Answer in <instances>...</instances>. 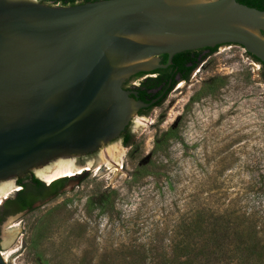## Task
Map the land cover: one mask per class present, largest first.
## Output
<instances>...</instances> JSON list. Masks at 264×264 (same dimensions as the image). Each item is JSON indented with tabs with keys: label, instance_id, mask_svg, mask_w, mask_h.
I'll use <instances>...</instances> for the list:
<instances>
[{
	"label": "rangeland",
	"instance_id": "rangeland-1",
	"mask_svg": "<svg viewBox=\"0 0 264 264\" xmlns=\"http://www.w3.org/2000/svg\"><path fill=\"white\" fill-rule=\"evenodd\" d=\"M258 65L239 46L218 47L135 120L131 146H106L117 166L101 161L27 212H0L6 264H226L202 239L220 215L237 232L224 243L250 240V264H264Z\"/></svg>",
	"mask_w": 264,
	"mask_h": 264
},
{
	"label": "water",
	"instance_id": "water-1",
	"mask_svg": "<svg viewBox=\"0 0 264 264\" xmlns=\"http://www.w3.org/2000/svg\"><path fill=\"white\" fill-rule=\"evenodd\" d=\"M229 45L264 64V11L237 0H0V189L27 175L47 183L39 173L61 164H71V178L101 161L117 166L106 146L176 83L174 56ZM170 64L151 102L124 88Z\"/></svg>",
	"mask_w": 264,
	"mask_h": 264
},
{
	"label": "flooded vegetation",
	"instance_id": "flooded-vegetation-1",
	"mask_svg": "<svg viewBox=\"0 0 264 264\" xmlns=\"http://www.w3.org/2000/svg\"><path fill=\"white\" fill-rule=\"evenodd\" d=\"M99 1V0H98ZM42 4L48 6H71L76 4H82L87 2L86 0H40ZM219 46H215L213 48H201L195 50H188L182 53H179V59L184 61V68L179 70V66H176V84H178L177 80L184 78V75L187 71L199 61L202 57H205L207 54L211 52H215ZM177 55V54H176ZM167 55L159 56V64L165 63ZM176 59V58H175ZM176 62V60L174 61ZM197 68V67H196ZM195 68V69H196ZM173 66L170 64L166 67L158 68L151 73H138L135 76L131 77L124 85L126 90L135 91L137 93V100H140L144 103H149L156 98L158 93L166 86L167 79ZM190 72V76L195 71ZM261 69V68H260ZM261 78V77H260ZM183 81V80H182ZM262 81V79H261ZM264 83V81H262ZM175 84V85H176ZM165 91L159 98H157L151 105H149L139 116H145L151 108L161 101L164 97ZM127 136L133 138L130 128L123 135L121 140L122 144L123 140L126 139ZM34 176L27 175L23 178H17L14 180V184L10 187L6 193H2L0 197V212L6 213L9 216H15L17 214H21L30 210L32 207L37 205L39 202L43 201L48 193H53L55 191L54 188H49L47 191L43 193H39L35 189H31V178ZM44 178V177H43ZM45 179V178H44ZM47 183H43L45 186H50V181L45 180ZM47 184V185H46ZM0 221L4 219L1 217Z\"/></svg>",
	"mask_w": 264,
	"mask_h": 264
},
{
	"label": "trees",
	"instance_id": "trees-1",
	"mask_svg": "<svg viewBox=\"0 0 264 264\" xmlns=\"http://www.w3.org/2000/svg\"><path fill=\"white\" fill-rule=\"evenodd\" d=\"M87 2H94L98 0H86ZM237 2L246 5L248 7L256 8L260 11H264V0H237ZM86 3V2H85ZM213 52L207 54L205 57H202L199 61L194 63V65L187 71V73L184 75V78H182L183 81H188L190 78V72L193 71L201 61H203L208 55L212 54ZM180 54H177L174 56V61L176 60L175 64L176 66H179V70L184 68V61L182 59H179ZM250 56V55H248ZM255 62L259 61L255 59L253 56H250ZM176 58V59H175ZM261 69H260V77L262 81H264V64L260 63ZM176 84V83H175ZM173 84L165 93L164 97L161 99L160 102L155 104L152 108L160 105L166 95L173 89L175 86ZM151 108V109H152ZM124 146H131L133 143L132 137L127 136L125 140H123ZM75 178H82V176H77ZM75 178L66 177L60 180H57L56 182H53L50 184L49 187L45 186L41 181L36 179L35 177L31 178V189L37 190L39 193H43L47 191L49 188H54L55 192L58 191L60 188L64 186V184L67 181L73 180ZM229 216H213L212 220L209 221L208 229L205 232V236H203V244L206 249V255L210 259V261H214L215 263H218V261L225 260L226 264H232L236 260L240 261L242 264H250L251 263V255L249 254L250 249V240L245 242L243 245L236 246L233 245V242H227L224 243L226 239H229V237L233 234L236 235L237 232L233 233L231 232L232 222L231 219L228 218ZM227 241V240H226ZM221 263V262H220Z\"/></svg>",
	"mask_w": 264,
	"mask_h": 264
},
{
	"label": "bare ground",
	"instance_id": "bare-ground-1",
	"mask_svg": "<svg viewBox=\"0 0 264 264\" xmlns=\"http://www.w3.org/2000/svg\"><path fill=\"white\" fill-rule=\"evenodd\" d=\"M79 172H81V171H78L77 173H79ZM74 174H76V173H74V170L72 169L71 164H61V165L57 166L54 169V171L52 173H50V175H46L45 173H42V172L39 173L40 177H42V178L44 177L45 178V179L43 178V180H47V181H50V182L52 180L56 179V178H60V177H70V176H72ZM8 189H6V190L3 189V191H0V195H2V193H4L5 191H7ZM1 256L4 259V253H1Z\"/></svg>",
	"mask_w": 264,
	"mask_h": 264
},
{
	"label": "built area",
	"instance_id": "built-area-1",
	"mask_svg": "<svg viewBox=\"0 0 264 264\" xmlns=\"http://www.w3.org/2000/svg\"><path fill=\"white\" fill-rule=\"evenodd\" d=\"M55 6H58V5H55ZM260 65V64H259ZM259 65H258V67H259Z\"/></svg>",
	"mask_w": 264,
	"mask_h": 264
}]
</instances>
